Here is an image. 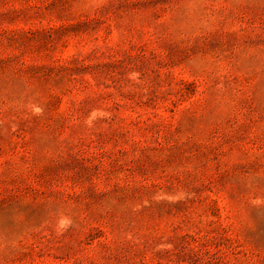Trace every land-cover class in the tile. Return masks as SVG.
I'll list each match as a JSON object with an SVG mask.
<instances>
[{
    "label": "rangeland",
    "instance_id": "obj_1",
    "mask_svg": "<svg viewBox=\"0 0 264 264\" xmlns=\"http://www.w3.org/2000/svg\"><path fill=\"white\" fill-rule=\"evenodd\" d=\"M0 264H264V0H0Z\"/></svg>",
    "mask_w": 264,
    "mask_h": 264
},
{
    "label": "clouds",
    "instance_id": "obj_2",
    "mask_svg": "<svg viewBox=\"0 0 264 264\" xmlns=\"http://www.w3.org/2000/svg\"><path fill=\"white\" fill-rule=\"evenodd\" d=\"M66 222H67V221H65V220H63V219L60 221V223H61L62 226H63Z\"/></svg>",
    "mask_w": 264,
    "mask_h": 264
}]
</instances>
